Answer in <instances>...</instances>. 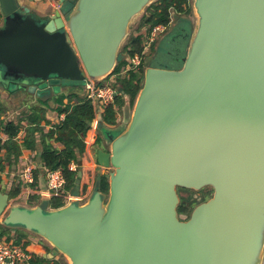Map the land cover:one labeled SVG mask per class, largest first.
Listing matches in <instances>:
<instances>
[{
  "label": "water",
  "instance_id": "1",
  "mask_svg": "<svg viewBox=\"0 0 264 264\" xmlns=\"http://www.w3.org/2000/svg\"><path fill=\"white\" fill-rule=\"evenodd\" d=\"M153 1L59 0L42 17L0 0V93L50 104L64 87L104 79ZM193 9L191 33L177 27L155 53L179 67L146 66L124 130L102 129L108 146L95 156L109 169L106 199L95 186L82 202L44 209L10 205L0 190V223L47 241L46 257L264 264V0H193ZM206 186L211 197L181 218L177 188Z\"/></svg>",
  "mask_w": 264,
  "mask_h": 264
},
{
  "label": "crops",
  "instance_id": "2",
  "mask_svg": "<svg viewBox=\"0 0 264 264\" xmlns=\"http://www.w3.org/2000/svg\"><path fill=\"white\" fill-rule=\"evenodd\" d=\"M18 1L20 4L29 7L30 10L36 15L42 17L48 14H52L53 11L57 10L59 7V0H53L52 2H37L34 0ZM1 23L2 16L0 13V24ZM120 88L121 85L119 86V89ZM61 93L65 95V97L61 101L62 107L73 105L77 102L78 99H86L83 87L82 89L69 87L68 92L62 91ZM61 93L52 95L51 98H49L51 99L50 104H41L37 101V98H34L32 96L29 98L28 102L27 100L24 101L23 97L20 103H14L9 95L0 93V107L2 108L1 118L4 121L13 120L14 122H19L20 124V128L16 134V140L21 143L24 138L30 137V140L33 141L32 147L21 149V153L14 163H10L3 159L6 154L4 149H2L0 152V165L3 167L2 169H0V190L8 191L10 203L25 202L27 204L32 203L33 201H37L38 199H45L49 203L51 197H58L60 198L59 201L64 205L65 199H63L61 196H43V191L46 188V178L44 168H42V165L41 167L39 166V152L41 149L40 133L47 132L49 129L55 127L64 118V113H58L57 111L60 104H58L57 98ZM117 97L123 99L126 98V96L122 94L121 90ZM2 104L6 106V109H3ZM14 104H18L16 105L17 107H14ZM93 113L94 115L90 122V125L85 134L82 136L84 151L79 159L82 161V165L80 167L82 170V177L80 179L78 189L79 194L84 196L85 200L95 188L96 179H98L102 175L108 174L109 172V169L99 167L95 156L96 150L98 148H102L97 145L100 139L98 129L99 127H102L99 126V122L100 120H102L105 112L103 114H100L93 108ZM117 117L115 109V121H117ZM34 127H36L38 131L35 130L31 132V128ZM1 137L2 140L6 138V136L3 134H1ZM53 145L59 149L62 148V144L58 142H54ZM27 162L35 163L37 165V168L34 170V183L29 186L32 192L25 191V187H23L19 181V173L23 165ZM38 190L41 191V193H38ZM14 191L17 192L14 194ZM66 191L69 194H72L69 192L70 190L66 189ZM49 208H51L50 203ZM1 238H4L9 242H13L17 246H20L24 251L30 253L31 259L32 255H38L45 259H49V264H59V262L57 261V256L53 258L46 257V254L50 253L52 248L50 244L30 231L18 228L10 231L9 239H7L6 236H2ZM18 238L20 243H15V240H18ZM31 259L24 264H29Z\"/></svg>",
  "mask_w": 264,
  "mask_h": 264
},
{
  "label": "trees",
  "instance_id": "3",
  "mask_svg": "<svg viewBox=\"0 0 264 264\" xmlns=\"http://www.w3.org/2000/svg\"><path fill=\"white\" fill-rule=\"evenodd\" d=\"M186 6L187 0H155V4L150 13L143 19V23L149 24L147 31L145 34L137 33L129 35L127 43L122 46L119 52L122 60L117 61L111 73L118 71L119 68L127 62L129 57L133 56L135 53L141 52L142 40L152 26L157 24L168 25L171 12L181 13L185 10ZM142 75L143 66L141 67L140 75L130 72L121 79L120 90L122 94L128 98V103L131 106H133L141 87ZM64 97L65 95L61 93L57 98L58 104L60 103L57 111L58 113H64V118L55 127L49 129L45 133H40L41 149L39 152V162L42 168L45 169H62L66 179L65 187L67 190H71L75 186V176L79 166L76 172L68 170L67 166L71 161L76 162L78 165L80 156L84 151L82 136L88 129L94 113L90 101L83 98L78 99L73 105L62 107L61 101ZM38 102L41 104H48L46 100H39ZM123 102V98L117 97L115 99L116 105H121ZM1 114L2 108L0 107V152L4 149L6 154L3 159L10 163H14L20 155L21 149L32 147L33 141L30 140V137H26L19 143L16 140V134L20 128L19 122H14L13 120L4 121L1 118ZM99 126H102L104 129H112L115 127V110L112 105L106 107L105 114L102 120H100ZM31 129V132L35 130L38 131L36 127ZM1 134L6 136L4 140H2ZM54 142L62 144V148L59 149L55 147L53 145ZM2 168L3 167L0 165V169ZM98 186L100 191L105 193L108 192V180L104 178V175L98 178ZM16 192L17 191H14L13 193L15 194ZM59 199L58 197L50 198L49 203L51 208H57L63 205ZM192 204L191 201L180 198L177 206L178 215L190 213L195 207ZM12 230L14 229L0 223V237L6 236V238L9 239V234ZM15 243H20L19 238L15 240ZM30 263L49 264L50 260L38 255H32Z\"/></svg>",
  "mask_w": 264,
  "mask_h": 264
},
{
  "label": "built area",
  "instance_id": "4",
  "mask_svg": "<svg viewBox=\"0 0 264 264\" xmlns=\"http://www.w3.org/2000/svg\"><path fill=\"white\" fill-rule=\"evenodd\" d=\"M37 2H52L53 0H34ZM169 25V24H168ZM168 25L157 24L152 26L142 40V50L140 53H135L133 56L127 59V62L122 65L118 71L110 73L107 77V81L102 82L104 79L95 81L87 79L84 82L83 90L85 92L86 100H89L93 105L96 112L103 114L106 107L112 105L114 110L117 107L115 105V99L120 93L119 79L124 78L128 73L133 72L137 75L141 74V67L143 65V59L150 49V46L157 40L159 34L164 31ZM35 163L27 162L23 165L19 173V181L25 191L32 192L29 188L34 183V170L37 168ZM68 170L76 172L78 165L76 162L71 161L68 164ZM46 188L43 191V196L50 197L51 195H58L65 199L64 204L75 200L82 202L85 197L78 194H69L65 189L66 179L63 175V171L60 168L45 169ZM38 193L41 191L38 190ZM31 259V254L24 251L20 246H17L13 242H9L0 237V264H24ZM31 264V263H29Z\"/></svg>",
  "mask_w": 264,
  "mask_h": 264
},
{
  "label": "rangeland",
  "instance_id": "5",
  "mask_svg": "<svg viewBox=\"0 0 264 264\" xmlns=\"http://www.w3.org/2000/svg\"><path fill=\"white\" fill-rule=\"evenodd\" d=\"M67 2L69 3L70 6L73 5L72 0H67ZM154 4H155V1H153L152 3L149 4L151 6L147 5L144 8V10L141 13H139L130 22L129 27H128V35L126 36V38L121 43L120 50H121L122 46L127 43L129 35L137 34V33L145 34V32L147 31V29L149 27V24L143 23V19L145 16H147L150 13ZM196 18H197L196 14H195V11L193 9V0H187V6L183 12H181V13L171 12L169 25L164 29L163 32H161L159 34L157 40L150 46L149 51L147 52V54L145 55V57L143 59V65H142L143 71L146 68V66H148V65H154V66L168 65L169 67L178 68L179 66H173L172 64H169L168 62H166L163 59H159L157 57L155 58V53L157 52V50H160L163 47L164 42L162 40L164 39V37L168 33H170V31L177 30V27L183 26V28L188 30V33H191L192 28L195 27V25H196ZM158 60L160 62H158ZM105 81H107V78L104 79L102 82H105ZM141 81H143V75H142ZM119 82L121 84V79H119ZM141 84H142V82H141ZM83 86H84V82H80V83H75L70 88H81L82 89ZM62 91L68 92L69 88L64 87L62 89ZM29 98L30 97L26 95V96H24L23 100L24 101L27 100V102H28ZM14 103H16V102H14ZM16 105H18V104H16ZM16 105L14 104V107H17ZM2 106H3V109H6L5 105L2 104ZM116 107H117L116 117L118 116L117 118H119V119L116 118L117 121H115V127H114L115 131L121 130L126 126L127 122L129 121V117H130V114L132 112V109H133V106L129 105L127 97L124 98V102L121 105H116ZM102 129L103 128H101V127H99V129H98L100 139H99V142L97 143V145L99 147L106 148L108 146L107 145L108 143L103 138V130ZM104 178L108 179V174L104 175ZM95 186H98V179H96V181H95ZM4 191H6V190H4ZM69 192L72 194H79L78 185H75ZM177 193L179 196V200H180V198L185 199V200H189L193 203L192 204L193 206H196L199 203H201V202L207 200L209 197H211L212 189L209 186L203 187L199 190L186 189V188H179L178 187ZM103 194H104V199H106L107 193L103 192ZM35 203H38V204H35ZM11 204L12 203H10V205ZM18 204L26 205V206H30V207H33L35 205H40L44 209L49 208V203L45 199H38L37 201H33L32 203H27V204L25 202L24 203L18 202ZM49 209H51V208H49ZM190 213L182 214L179 216L181 218H187ZM0 221H1V219H0ZM16 229H18V228H16ZM57 258H58L57 261L59 262V264H68V259L65 256L59 254L57 256Z\"/></svg>",
  "mask_w": 264,
  "mask_h": 264
}]
</instances>
